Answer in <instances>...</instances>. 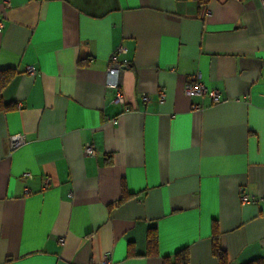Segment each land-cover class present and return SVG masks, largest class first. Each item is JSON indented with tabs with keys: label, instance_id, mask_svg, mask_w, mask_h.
Returning <instances> with one entry per match:
<instances>
[{
	"label": "crops",
	"instance_id": "obj_1",
	"mask_svg": "<svg viewBox=\"0 0 264 264\" xmlns=\"http://www.w3.org/2000/svg\"><path fill=\"white\" fill-rule=\"evenodd\" d=\"M119 45L122 104L106 87ZM4 68L0 264H163L184 248L218 264L213 222L225 264L264 260L260 0H0ZM194 81L221 100L184 95Z\"/></svg>",
	"mask_w": 264,
	"mask_h": 264
},
{
	"label": "built area",
	"instance_id": "obj_2",
	"mask_svg": "<svg viewBox=\"0 0 264 264\" xmlns=\"http://www.w3.org/2000/svg\"><path fill=\"white\" fill-rule=\"evenodd\" d=\"M7 0H4L6 2ZM262 6H264V0H260ZM126 53V49L123 45L117 46L114 51L110 54L108 58L107 68H106V87L110 88L114 91V98L113 102L122 104L124 102L122 92L120 90V70L122 66L128 65V59L123 57V55ZM28 73L34 74V68L31 66H28L26 68ZM183 93L186 96H208L212 103H217L221 100V91L219 89H208L202 82L200 81H194V82H186L183 86ZM148 96L144 95L143 100H147ZM158 99L160 102H162L165 99V94L163 91H158ZM202 108L201 104L194 103L192 105L193 110H199ZM111 123H117V119H112L110 121ZM24 143V136L21 133L12 134L9 136V149L10 151L17 148L18 146L22 145ZM83 153L85 155H93L94 154V148L90 143H87L84 145ZM24 178H31V175L29 173L23 174ZM50 181L49 179H44L42 184V189H45L49 186ZM25 194H28L29 191L25 187L24 188ZM254 197H248L245 195H240V202L242 204L254 202ZM60 242H63V239H59ZM101 264H112L111 260L108 256H104L102 259Z\"/></svg>",
	"mask_w": 264,
	"mask_h": 264
},
{
	"label": "trees",
	"instance_id": "obj_3",
	"mask_svg": "<svg viewBox=\"0 0 264 264\" xmlns=\"http://www.w3.org/2000/svg\"><path fill=\"white\" fill-rule=\"evenodd\" d=\"M14 73V69L12 68L0 69V111L11 109L14 107L13 103H5L1 99L2 89L4 88L6 83L12 78ZM127 197L128 194L124 193L118 203L123 202ZM211 238V247L213 255L216 257L218 264H225L227 261L226 254L220 246L219 235L217 232L216 224L214 222L212 223ZM147 247L148 251H153L156 247V233L154 230H151L148 234ZM173 256V261H170L169 257H164L163 264H189V257L186 248L177 251L176 253H174ZM243 264H264V260H262L261 258H255Z\"/></svg>",
	"mask_w": 264,
	"mask_h": 264
}]
</instances>
